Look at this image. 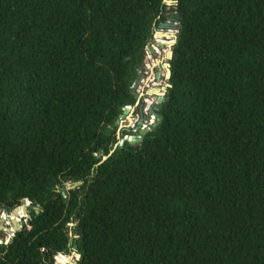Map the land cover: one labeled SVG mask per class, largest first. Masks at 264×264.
I'll return each instance as SVG.
<instances>
[{"label":"trees","instance_id":"obj_1","mask_svg":"<svg viewBox=\"0 0 264 264\" xmlns=\"http://www.w3.org/2000/svg\"><path fill=\"white\" fill-rule=\"evenodd\" d=\"M178 2L163 119L99 166L164 0H0V209L33 218L0 264H64L70 224L78 264H264V0Z\"/></svg>","mask_w":264,"mask_h":264},{"label":"water","instance_id":"obj_2","mask_svg":"<svg viewBox=\"0 0 264 264\" xmlns=\"http://www.w3.org/2000/svg\"><path fill=\"white\" fill-rule=\"evenodd\" d=\"M164 3L165 5L168 7V11L170 12L169 15H168V20L165 21V22H161L159 24V27L156 28V30L154 31V37L153 39L148 43L147 45V48H150L152 44H154L156 42V39H157V36L161 33H164V38L166 40L167 37V33L169 31H174L176 30L177 31V36L175 38V44L171 47L170 51L167 53L166 55V58H167V63H165L164 65L162 64V66H164L165 68V72H166V77H165V80L168 81L169 83L165 84L164 87L161 88V90L159 88H156L155 90H151L146 98L148 99V101L150 100H155L156 102H152L151 106H149L148 102L146 103V106H148V108L150 107L151 109V115H155L157 120L149 127V128H144L143 129V126H144V122L147 121L149 119L148 116L145 117V121H142L138 128H137V131L139 132V135L137 137H134V139H131L129 140L128 142L131 144V145H137L139 143H142L143 140H144V136L154 132L160 125V122L162 121V116L157 114V112L161 111L162 108H163V105L165 103H167L169 101L168 99V91L169 89L172 88V85L170 84V80L172 78V65H171V62L172 60L174 59V47L177 45L178 43V40L180 39L181 37V33H182V26L180 25V15L175 12V8L178 6V0H164ZM162 49H165L164 46L161 47ZM153 53L155 54L154 50H153ZM142 71H143V67L140 68L138 70V77L133 85V87L131 88V92H132V95L137 99L138 103L136 105V107L139 105V101H140V97L137 95L136 93V90L140 84V81L143 77V74H142ZM161 80V77L158 76V81ZM155 91V92H154ZM158 91H162L161 93H159ZM123 115L125 116H128L129 115V111L125 108L123 109ZM119 124V121L117 122V125ZM127 142V140L125 139H121L120 142L115 146L114 150L111 152V154L104 158L103 161L99 164V166H101L102 164H104L115 152L116 150L118 149V147H123L125 145V143ZM84 185V182L83 181H76L74 182L73 184L72 183H67L65 186H63L62 188H58V192H62V193H67V192H71V191H75L79 188H81L82 186ZM19 209H23L25 210V212L27 213V217L29 219V222L32 221V216L31 214L29 213V207L27 205H23V206H20V207H17V208H10V207H6V208H2L0 209V213L1 212H6L7 215H12L14 213V211L16 210H19ZM35 212L37 215H40L41 213V210L39 208H34ZM0 219H1V216H0ZM1 224V223H0ZM71 226H73V224H70ZM1 227H3V224H1ZM24 229V224H21L19 226V228L13 233V237L11 239V241L14 239L15 235H16V232H21L22 230ZM3 242L0 240V244H2ZM9 242H7L6 244H8ZM77 251V250H76ZM82 256L81 254L77 251V254H76V260L75 262H72V257H65L66 259V263L65 264H78L79 261L81 260Z\"/></svg>","mask_w":264,"mask_h":264},{"label":"rangeland","instance_id":"obj_3","mask_svg":"<svg viewBox=\"0 0 264 264\" xmlns=\"http://www.w3.org/2000/svg\"><path fill=\"white\" fill-rule=\"evenodd\" d=\"M170 32V31H169ZM168 32V33H169ZM173 32H176L177 33V31L176 30H174ZM160 49V48H159ZM149 50L150 51H153L154 49H153V46L151 45V47L149 48ZM160 55H163V56H160L159 58H158V60H163V61H165L166 63H167V58L165 59L164 57L167 55H165V53L167 52L166 51V49L164 50V49H160ZM158 53V52H157ZM145 63H146V60H145ZM147 64H150L151 66H152V62L151 61H148L147 62ZM157 66H158V64H156ZM161 66H162V63H161ZM163 68H164V66H162ZM158 68H159V66H158ZM165 69V68H164ZM159 73L157 74V76H160L161 77V80L160 81H157V85H156V87H164L165 86V84L167 83H169L168 81H166L165 80V78L164 77H162V72L159 70L158 71ZM161 73V74H160ZM165 77H166V72H165ZM144 78V76L142 77V79ZM141 79V80H142ZM141 82V81H140ZM140 85V84H139ZM154 85H152L151 83L149 84V88L146 90V92H145V94H148V92H150V90L151 89H153V88H156V87H153ZM139 89V86H138V88H137V90ZM136 90V93H137V95L140 97V100H141V98H142V95L141 94H139L138 93V91ZM142 92V91H141ZM144 94V95H145ZM145 99H147V98H145ZM148 100V99H147ZM147 102V101H146ZM152 102H156L155 100H150L149 102H148V104H149V106H151V104H152ZM136 107V106H135ZM136 110H137V107L133 110L134 111V113L136 112ZM131 114V118H132V115H133V117H135V115L133 114V113H130ZM155 118V119H154ZM136 119H138V117L136 118ZM157 120V118H156V116L155 115H151V116H149V119L147 120V121H145L144 123H145V126L143 127V129L144 128H149L151 125H152V121H156ZM129 127V118H128V120L126 119V121H125V119H123L122 121H119V124H118V139L119 140H121V139H125V140H127V136H128V138H130V139H134V137L136 136H134L132 133H130L129 135H127V128ZM126 131V132H125ZM31 209V208H30ZM0 216H1V219L5 222L6 221V224H5V226L6 227H9V228H11V225H10V223L7 221L8 219H7V214H6V212L4 213V212H2V214H0ZM7 219V220H6ZM24 227L25 226H29V219H28V217L26 218V220L24 221ZM1 226V225H0ZM70 227H71V232H70V236H71V238H75V239H78V238H76V235L74 234V230H76V225L75 224H73V226H71L70 225ZM17 233V232H16ZM12 237H13V234L12 235H10V234H8V231H6V230H4V229H1L0 228V240L2 241V242H5V243H7V242H11V239H12ZM75 249V250H74ZM76 247L75 248H73V249H71V250H69L70 252L67 254V256L66 257H72V262H75V260H76V254H77V251H76Z\"/></svg>","mask_w":264,"mask_h":264},{"label":"built area","instance_id":"obj_4","mask_svg":"<svg viewBox=\"0 0 264 264\" xmlns=\"http://www.w3.org/2000/svg\"><path fill=\"white\" fill-rule=\"evenodd\" d=\"M153 49H154L155 54L153 53V51H150L149 48H147V50H146V57H145L146 63L144 61V67H143V71H142L144 78L141 80L140 85H139V89L137 90L138 93L141 94L142 96L145 94L146 90L149 88L150 83L152 85H154L153 87H156V85H157L156 77H157V74L159 73L158 72L159 70L162 72V74L160 73L162 75V77L165 78V69L161 65H158L159 68L156 65L158 58L160 56H163V55H160V52H159L160 49L157 48V46L153 45ZM148 61L152 62V66L150 64H147ZM146 101L149 102L147 99H146ZM135 108H136L135 106L126 107V109L129 111V114L130 113L134 114L133 110ZM128 118H130V117H128L126 115L125 116L122 115V117L120 118V121H122L123 119H125V121H126V119L128 120ZM144 126H145V123H144ZM129 140H130V138H128V136H127V141H129Z\"/></svg>","mask_w":264,"mask_h":264},{"label":"flooded vegetation","instance_id":"obj_5","mask_svg":"<svg viewBox=\"0 0 264 264\" xmlns=\"http://www.w3.org/2000/svg\"><path fill=\"white\" fill-rule=\"evenodd\" d=\"M156 81H158V76L156 77ZM146 96H147V94L143 95L142 98H141V100L139 101L140 103L137 106L136 112L134 113L135 117L132 116V118H131L130 117L131 114L128 115V117H130V118H129V127L127 128V135H129L130 133H132L134 136L136 135V137H137L138 134H139V132L137 131V128H138L139 124L142 121H145L144 119H145L146 116H148V117L151 116V109H150V107L148 108V106H146V103H147L146 102V99H145ZM159 112H157V114H159ZM137 117H138V119H136ZM152 124H153V121H152ZM29 213L31 214V209L30 208H29ZM0 214H2V212ZM21 217L24 218L22 221H21ZM26 218H27V216H20L19 219H18V221L16 222V226H19L21 223H23L26 220ZM7 219L6 220L10 223V225L13 226L11 224L10 220H9L8 215H7ZM0 223L3 224V226H5L6 221L4 222L2 219H0ZM0 228L3 229V227H1V226H0ZM74 234L76 235V238L79 239L78 230L77 229L74 230ZM69 247H70L69 250H71V249H73V248L76 247L77 248L76 250L79 252V246H78L75 238H71ZM69 250H68V252L66 254L62 255V258L63 257L65 258L67 256V254L70 252ZM75 261H77V260H75Z\"/></svg>","mask_w":264,"mask_h":264},{"label":"bare ground","instance_id":"obj_6","mask_svg":"<svg viewBox=\"0 0 264 264\" xmlns=\"http://www.w3.org/2000/svg\"><path fill=\"white\" fill-rule=\"evenodd\" d=\"M164 33H161V34H159L158 36H157V39H156V42L154 43V44H152V46L153 45H155V46H157V48H160V49H162L161 47L162 46H164L165 47V49H166V53H165V55L170 51V49H171V47L175 44V38H176V36H177V33L176 32H173V31H170L169 33H167V35H166V37H167V39L168 40H166L165 38H164ZM164 49V50H165ZM165 59H166V56L164 57ZM161 63L164 65L166 62L165 61H163V60H158L157 61V64L158 65H161ZM156 88H159L160 90H161V88L160 87H156ZM156 88H153L152 90H155ZM155 92V91H154ZM159 93H161L162 91H158ZM153 123H154V121H153ZM24 218L23 217H21V221L23 220ZM3 229L4 230H11V231H13V232H15L16 231V228L14 227V226H11V228H9V227H6V226H3ZM66 263V259H65V262H64V264Z\"/></svg>","mask_w":264,"mask_h":264}]
</instances>
